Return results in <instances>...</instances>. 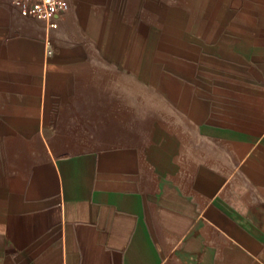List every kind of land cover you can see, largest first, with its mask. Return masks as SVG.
I'll list each match as a JSON object with an SVG mask.
<instances>
[{
  "label": "crops",
  "instance_id": "1",
  "mask_svg": "<svg viewBox=\"0 0 264 264\" xmlns=\"http://www.w3.org/2000/svg\"><path fill=\"white\" fill-rule=\"evenodd\" d=\"M68 1L0 0V264H264V0Z\"/></svg>",
  "mask_w": 264,
  "mask_h": 264
},
{
  "label": "rangeland",
  "instance_id": "2",
  "mask_svg": "<svg viewBox=\"0 0 264 264\" xmlns=\"http://www.w3.org/2000/svg\"><path fill=\"white\" fill-rule=\"evenodd\" d=\"M137 8L147 7L153 12L156 21L168 20L170 23L184 25L189 16H195L196 21L212 23V15H223V10L239 5L244 0H130Z\"/></svg>",
  "mask_w": 264,
  "mask_h": 264
},
{
  "label": "built area",
  "instance_id": "3",
  "mask_svg": "<svg viewBox=\"0 0 264 264\" xmlns=\"http://www.w3.org/2000/svg\"><path fill=\"white\" fill-rule=\"evenodd\" d=\"M13 4L22 16L45 22L48 30L55 29L58 16L70 8L68 0H13Z\"/></svg>",
  "mask_w": 264,
  "mask_h": 264
}]
</instances>
